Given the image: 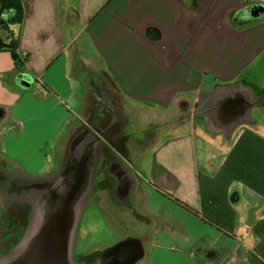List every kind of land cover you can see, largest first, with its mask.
Listing matches in <instances>:
<instances>
[{
    "label": "crops",
    "instance_id": "1",
    "mask_svg": "<svg viewBox=\"0 0 264 264\" xmlns=\"http://www.w3.org/2000/svg\"><path fill=\"white\" fill-rule=\"evenodd\" d=\"M21 1L23 70L0 53V257L31 219L20 193L73 156L94 164L75 264H264V0H78L98 68L59 0Z\"/></svg>",
    "mask_w": 264,
    "mask_h": 264
},
{
    "label": "water",
    "instance_id": "2",
    "mask_svg": "<svg viewBox=\"0 0 264 264\" xmlns=\"http://www.w3.org/2000/svg\"><path fill=\"white\" fill-rule=\"evenodd\" d=\"M93 165L91 158L70 156L58 176L30 182L20 193L32 207L28 228L0 264H75L74 242Z\"/></svg>",
    "mask_w": 264,
    "mask_h": 264
},
{
    "label": "rangeland",
    "instance_id": "3",
    "mask_svg": "<svg viewBox=\"0 0 264 264\" xmlns=\"http://www.w3.org/2000/svg\"><path fill=\"white\" fill-rule=\"evenodd\" d=\"M70 6L72 9L74 8V12L78 11V9H80V4L78 2V0H59V7H60V19H61V24H62V28L64 30H67L68 28V24L69 26L71 25L72 27H69L71 31V35L74 37V39L76 40V48L81 52V56L84 57V59L86 61L89 60L90 65H92V67H99L100 64V60L97 58L96 56V49L93 47V45L90 43L87 33H86V28L85 26H83V24L81 23V21L76 20L74 18V16L76 14L70 12L69 15L67 16V7ZM71 14V15H70ZM71 17V18H68ZM76 17V16H75ZM17 26H14V30H16ZM73 28V29H72ZM68 32V31H67ZM69 34V32H68ZM0 35H2L4 37V33L1 32L0 30ZM95 49V50H94ZM144 114L141 113L140 117L136 118L138 119L137 122L132 123V125H130L132 128H130V130L134 133L133 137V143L138 144L142 139V133H137L139 130H142V125L144 123H148L151 121H147L146 118L144 119L142 117V115ZM146 115L148 116V114L146 113ZM151 120V119H150ZM143 145V144H142ZM112 148H113V152L116 153V155L123 161L127 162L128 164H134L133 162H131V159L126 158L125 156H123L122 154V150L125 149L124 145H120L116 142H113L111 144ZM149 146V145H148ZM130 165V164H129ZM2 212V209H0V213ZM87 220H93L96 222L97 226L100 228V235L101 236H96L97 237V241L100 240H104V242H108L113 240L112 237L108 236V232L104 231L105 229L103 228V222H102V215H97L96 212L94 211V208L90 207L87 211ZM105 220V219H104ZM27 226V223L25 225L24 228H21L20 232L18 233V237L14 239V242L16 243L17 240L20 241L21 237L23 234V231H25ZM23 227V225H22ZM132 227V225H131ZM131 227H129V231L131 230ZM192 229H194L195 231L197 230V226H192ZM23 230V231H22ZM22 231V232H21ZM127 233L124 235H128L131 232L126 231ZM124 232H119V235L123 236ZM116 235V234H115ZM125 238V236H124ZM152 244H149L147 246V249H151ZM149 260V259H148ZM148 260L146 262V264H148ZM152 264H189V262L187 261L186 257H184L183 255L177 254H169V253H164V254H156L154 256V261Z\"/></svg>",
    "mask_w": 264,
    "mask_h": 264
},
{
    "label": "trees",
    "instance_id": "4",
    "mask_svg": "<svg viewBox=\"0 0 264 264\" xmlns=\"http://www.w3.org/2000/svg\"><path fill=\"white\" fill-rule=\"evenodd\" d=\"M24 16L25 10L21 0H0V30L4 33V37L0 35V53H10L14 58L16 67L20 68V70H23L28 56L26 55L22 58L18 56L17 52L20 48L21 40L19 34H17L13 28L14 26L20 27L23 24ZM168 196L173 198L183 208L189 210L195 215H199L196 210L187 204L172 197L171 195ZM211 223L215 224L214 222Z\"/></svg>",
    "mask_w": 264,
    "mask_h": 264
},
{
    "label": "bare ground",
    "instance_id": "5",
    "mask_svg": "<svg viewBox=\"0 0 264 264\" xmlns=\"http://www.w3.org/2000/svg\"><path fill=\"white\" fill-rule=\"evenodd\" d=\"M138 155V154H137ZM106 193V192H105ZM106 195V194H105ZM107 197V196H106ZM100 198V197H99ZM139 201H140V199H139ZM136 203H138V202H136ZM136 203H135V205H136ZM107 204V203H106ZM123 209V208H122ZM116 210V209H115ZM121 210V209H120ZM117 211V210H116ZM122 216V215H121ZM125 226H128V225H125Z\"/></svg>",
    "mask_w": 264,
    "mask_h": 264
}]
</instances>
